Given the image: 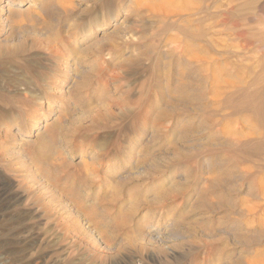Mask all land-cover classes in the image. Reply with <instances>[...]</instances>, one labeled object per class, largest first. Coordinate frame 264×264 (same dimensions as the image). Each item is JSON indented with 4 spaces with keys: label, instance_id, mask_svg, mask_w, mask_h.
I'll list each match as a JSON object with an SVG mask.
<instances>
[{
    "label": "rangeland",
    "instance_id": "obj_1",
    "mask_svg": "<svg viewBox=\"0 0 264 264\" xmlns=\"http://www.w3.org/2000/svg\"><path fill=\"white\" fill-rule=\"evenodd\" d=\"M10 5L0 264H264V0Z\"/></svg>",
    "mask_w": 264,
    "mask_h": 264
},
{
    "label": "bare ground",
    "instance_id": "obj_2",
    "mask_svg": "<svg viewBox=\"0 0 264 264\" xmlns=\"http://www.w3.org/2000/svg\"><path fill=\"white\" fill-rule=\"evenodd\" d=\"M24 1H26V0H2V4L0 6V29L3 30L5 28V22L4 21H7L8 17H13V15H15V11L11 8L12 6L10 4L19 5L20 3L24 2ZM32 1H35V0H32ZM29 7H30V5H29ZM58 10L61 13V12H65L67 9L64 6H62V8L60 7ZM114 19H115V17L108 16V17L104 18L102 20V22H100L101 20L99 18L98 19L97 18H93L91 20H88L89 21V26H88L87 33L89 35L94 34V33H98L99 30L104 29L107 25H109L111 22H113ZM9 43H10L9 40H5L4 43L2 44V47H4L5 45L6 46L10 45ZM67 67H70V65L69 66L65 65L64 68L58 69V72L56 73V76H55L57 80L65 77L64 76L65 73L68 72V71H66ZM63 105H64V100H63V102H60L58 104V109L56 110V113H54L53 115H50V116H48V115L43 116L45 121H54V120H56L60 116V114L62 112L61 108H62ZM37 123L38 122H29L28 123L29 124V128H30V132L37 126Z\"/></svg>",
    "mask_w": 264,
    "mask_h": 264
}]
</instances>
